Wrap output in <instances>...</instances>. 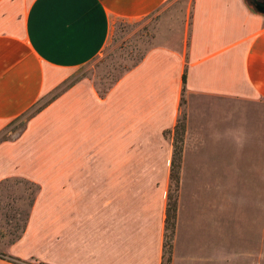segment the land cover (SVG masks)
Returning <instances> with one entry per match:
<instances>
[{"label": "crops", "instance_id": "1", "mask_svg": "<svg viewBox=\"0 0 264 264\" xmlns=\"http://www.w3.org/2000/svg\"><path fill=\"white\" fill-rule=\"evenodd\" d=\"M164 1L0 0V129L64 79L58 70L102 50L112 15L142 16ZM182 92L169 264H264V0H192L185 46L150 47L104 95L75 81L1 141L0 179L40 184L4 254L162 264L166 190L153 186L152 201L150 182L136 178L168 174L164 130ZM4 254L0 264H20Z\"/></svg>", "mask_w": 264, "mask_h": 264}, {"label": "rangeland", "instance_id": "2", "mask_svg": "<svg viewBox=\"0 0 264 264\" xmlns=\"http://www.w3.org/2000/svg\"><path fill=\"white\" fill-rule=\"evenodd\" d=\"M191 4L192 0H165L157 8L142 16L126 17L112 15L110 35L102 50L81 65L58 70V72L65 75L64 79L51 90L43 93L28 107L25 113L9 119L0 129V137L6 138L4 140H11L18 137L34 114L79 79L91 81L97 88V91L100 92L110 85L120 73H124L126 71L125 69L131 67L140 55L150 47L158 44H166L172 47L185 46L188 40L190 27ZM107 52H113L114 56L104 60V56ZM38 107H40V109L33 112ZM184 111L186 129L185 103ZM165 135L171 138V132ZM54 163L55 168L61 165V161ZM249 163H253V161L247 160V164ZM137 180H141V184L144 180L145 185L147 181L150 182L152 185V201L155 196L153 193V186L156 185L164 187L167 199L169 172L166 176L136 178V181ZM179 185L180 177L176 191L177 202ZM171 191L174 192L173 189H171ZM26 192L27 191H25L21 183H16L14 181H9L0 188V254L5 253L4 250L9 244V240L14 236V233L19 231L22 225V218L24 217L28 204ZM12 207H18L20 214H17L15 219L10 218L12 219L10 221L9 217L14 214ZM5 214L9 215V217Z\"/></svg>", "mask_w": 264, "mask_h": 264}, {"label": "trees", "instance_id": "3", "mask_svg": "<svg viewBox=\"0 0 264 264\" xmlns=\"http://www.w3.org/2000/svg\"><path fill=\"white\" fill-rule=\"evenodd\" d=\"M146 52V51H145ZM145 52H143L140 57L133 63L135 65L138 63V61L144 56ZM113 55V52H107L104 56V60L111 58ZM132 65V66H133ZM131 66V67H132ZM128 67L127 69L131 68ZM125 69V70H127ZM123 73V72H122ZM117 76L112 83H114L121 75ZM183 82H185V70L182 74ZM108 85L106 88L101 90L99 92L100 95H104L106 91L109 89V87L112 85ZM184 89V86H183ZM184 94L182 92L181 99H180V105H179V111L176 118V122L174 126L171 129H165L164 134H168L171 132V141H172V154H171V160H170V170H169V184H168V193H167V199H166V206H165V222H164V233H163V253H162V264H169L171 260V254H172V242H173V235H174V227H175V219H176V210H177V195L176 191L178 188L179 183V177H180V167H181V161H182V144H183V137L185 132V111H184ZM28 109V108H27ZM26 109V110H27ZM40 109L38 107L35 109L36 112ZM24 110L18 115H21L22 113H25ZM17 115V116H18ZM15 116V117H17ZM6 138L0 137V141L4 140ZM9 181H14L16 183H21L24 186V189L27 194L28 198V204H27V210L25 211L24 217L22 218V225L19 228V231L14 233V236L9 240V243H12L17 238H19L22 234V232L25 229L30 208L35 200L36 194L38 190L40 189V184L30 179L26 176L22 175H11L6 176L2 179H0V188L7 184ZM173 189L174 192L171 191ZM14 214L9 217V215H6L10 218L15 219L17 214H20V210L18 207H12ZM12 219H10L11 221ZM9 259L20 263V264H50L48 262L41 261L37 259L36 257H31L29 259H25L19 256H15L13 254H4Z\"/></svg>", "mask_w": 264, "mask_h": 264}]
</instances>
